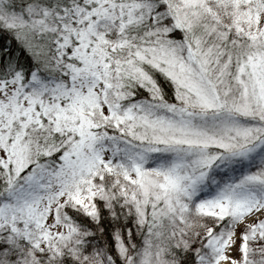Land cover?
Returning a JSON list of instances; mask_svg holds the SVG:
<instances>
[{
    "label": "snow or ice",
    "instance_id": "snow-or-ice-1",
    "mask_svg": "<svg viewBox=\"0 0 264 264\" xmlns=\"http://www.w3.org/2000/svg\"><path fill=\"white\" fill-rule=\"evenodd\" d=\"M0 264H264V0H0Z\"/></svg>",
    "mask_w": 264,
    "mask_h": 264
}]
</instances>
